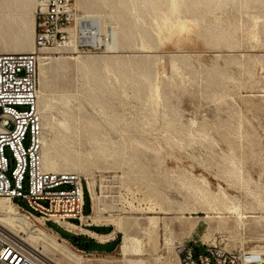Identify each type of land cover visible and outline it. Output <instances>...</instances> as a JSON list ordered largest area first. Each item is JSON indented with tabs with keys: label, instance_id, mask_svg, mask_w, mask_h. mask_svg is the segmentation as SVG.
<instances>
[{
	"label": "rangeland",
	"instance_id": "obj_1",
	"mask_svg": "<svg viewBox=\"0 0 264 264\" xmlns=\"http://www.w3.org/2000/svg\"><path fill=\"white\" fill-rule=\"evenodd\" d=\"M76 6L84 15L101 14L128 35L120 34L115 52L105 45L76 49L72 39L46 48V60L39 57L43 150L75 162L58 171L78 173L87 189L94 182L87 215L95 205V215L107 222L89 225L111 226L91 227L109 229L103 235H114L115 242L81 235L74 242L69 231L49 221L69 238L61 236L60 243L82 264H180L177 249L190 244L206 253L201 241L264 253L263 0L163 5L161 14L147 9L144 26L134 22V29L110 7ZM9 47L0 44L2 51ZM78 50L113 63L87 75L75 63ZM195 181L231 199L198 196ZM202 207L241 211L220 218ZM124 234L143 251L124 255ZM87 243L98 249L84 248Z\"/></svg>",
	"mask_w": 264,
	"mask_h": 264
},
{
	"label": "built area",
	"instance_id": "obj_2",
	"mask_svg": "<svg viewBox=\"0 0 264 264\" xmlns=\"http://www.w3.org/2000/svg\"><path fill=\"white\" fill-rule=\"evenodd\" d=\"M75 32L77 49H98L99 30L88 23L75 0H44L37 11L35 45L63 46ZM39 62L36 52L0 50V196H8L19 211L33 218L62 224L85 220V184L81 175L51 171L43 166V122L38 108ZM29 137V144L25 140ZM10 151L11 157L7 154ZM23 199L27 205L20 204ZM206 253L184 244L180 264H264V253L250 249L226 250L201 241ZM0 264H51L18 237L0 227Z\"/></svg>",
	"mask_w": 264,
	"mask_h": 264
},
{
	"label": "bare ground",
	"instance_id": "obj_3",
	"mask_svg": "<svg viewBox=\"0 0 264 264\" xmlns=\"http://www.w3.org/2000/svg\"><path fill=\"white\" fill-rule=\"evenodd\" d=\"M76 1L79 6H83V8L87 9L100 5L115 9V11L120 12V17L124 20V22L128 24L130 28L134 29L136 25L141 27L144 26L143 19L147 17V11H149L147 9L151 8L153 12L161 14L160 7L163 5L168 6L170 9H183L184 7L188 6L189 2H192L194 0H75V3ZM204 1L207 3L213 1H215V3H227L230 1L233 3V5H237L242 2L244 5H248L251 4V2H256L257 0ZM43 6L44 0H0V44L5 47L11 46L9 47L11 48V50L5 49V51L3 52H36L37 54L39 53L38 62L39 57H41L43 60H46L49 51L46 48L38 49L35 45L37 11H39ZM84 16L87 17L89 24L95 25L99 30V34L96 37L90 38L88 41L93 42L97 47L105 45L106 51L108 52H115L119 48L120 34L126 36L128 35V31L125 28H118L114 25H107L106 21L103 20L102 15L97 13L94 14L92 13V10H90ZM134 22L136 25H134ZM72 39L75 40L76 45V43L78 42V36L75 32L72 33L71 38L65 45L71 43ZM74 59L76 65L82 71H85L87 75L89 73H95V69H97V67L105 62H109L111 64L113 63V60H111V58H104L88 52L82 53L79 50L78 55L74 56ZM37 96H39V86ZM57 156L59 157H54L45 149L43 150L42 139V160L45 169L60 172L58 170H60L61 168L69 169L68 167L70 166V164H74L75 166V162H72L70 158L59 155L58 153ZM191 186L194 188V191L198 196H205L208 200L216 201L219 199H231V196L226 191H222L221 194H215L205 184L200 183L199 181L193 182ZM88 189L91 192L92 199H94V182L92 180L88 181ZM202 208L205 209L208 213L217 214L216 216H219L220 218H224L223 214L226 211H237L238 213H240L241 211V207ZM96 212L97 208L94 205L93 213L91 215H85V220L87 221L88 225L96 223L102 224L103 222H107L97 217L95 215ZM31 218L33 217L19 211L16 204L13 203L8 196H0V227L21 239L24 243H26V245L39 253L51 264H64L62 261L67 262V264H82L79 257L75 256L66 244L60 243L61 237L45 226L42 217L37 216L34 218L38 221V223H33V220ZM62 225L68 229L70 228L71 230L80 229L84 231V233L94 235L95 238L97 237L101 241H106L110 238L108 236L96 234L93 231L91 232V230L80 227L82 225L79 226L77 223L72 221H63ZM22 232L26 233L28 236L25 237L21 235ZM132 242L133 237L128 234H124L120 245L121 251L124 255H128L130 252L140 253L143 251V248L141 247L133 248ZM41 246L43 247V249H41ZM180 250L181 248L177 249L179 255ZM50 253L59 254L60 258L55 259L54 256L50 255Z\"/></svg>",
	"mask_w": 264,
	"mask_h": 264
},
{
	"label": "crops",
	"instance_id": "obj_4",
	"mask_svg": "<svg viewBox=\"0 0 264 264\" xmlns=\"http://www.w3.org/2000/svg\"><path fill=\"white\" fill-rule=\"evenodd\" d=\"M54 222V221H53ZM59 227H61V228H63L64 230H66V231H69L71 234H75V233H73V232H77V233H79L78 235L80 236H85L86 238H89V239H94V240H96L97 241V243H100V244H107V243H112V242H115L114 240H115V236L114 235H111V238H109L108 240H106V242H100V241H98L97 239H95V238H93V237H95L94 235H89V234H87V233H84V231H81V232H78L77 230H71L70 228L68 229V228H66L65 226H63L62 224H59V223H57V222H55ZM66 225V224H65ZM91 226H101V227H105V228H109V226H103V225H90V226H88V227H86L88 230H91V232L93 231L94 233H96V234H99V235H103V234H105L104 233V231H107V230H109V229H107V230H96V229H94V228H92ZM55 233H57L60 237L62 236L61 234H60V232H58V231H54ZM111 231H109L107 234H111L110 233ZM76 233V234H77ZM82 233H84V234H82ZM95 241V242H96ZM115 247H117V244L114 246V248ZM113 248V249H114Z\"/></svg>",
	"mask_w": 264,
	"mask_h": 264
},
{
	"label": "trees",
	"instance_id": "obj_5",
	"mask_svg": "<svg viewBox=\"0 0 264 264\" xmlns=\"http://www.w3.org/2000/svg\"><path fill=\"white\" fill-rule=\"evenodd\" d=\"M86 195H88L89 199H90V194H89V191L87 189V186H85V199H86ZM90 201H91V199H90ZM90 210H91V208H90ZM90 210L88 212L86 211V202H85V212H86V214H88L90 212ZM109 228H111V226ZM62 237H66V236L62 235ZM66 238H68V237H66ZM79 239H80V236H79ZM84 248H86V249H91V248L98 249V248L90 247L88 243H87V247H84Z\"/></svg>",
	"mask_w": 264,
	"mask_h": 264
},
{
	"label": "water",
	"instance_id": "obj_6",
	"mask_svg": "<svg viewBox=\"0 0 264 264\" xmlns=\"http://www.w3.org/2000/svg\"><path fill=\"white\" fill-rule=\"evenodd\" d=\"M71 238L74 240V242H77L79 240V235L78 234H72Z\"/></svg>",
	"mask_w": 264,
	"mask_h": 264
}]
</instances>
